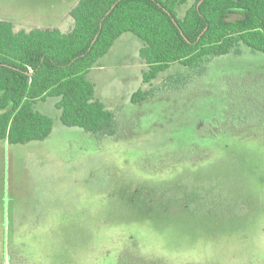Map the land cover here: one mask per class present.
<instances>
[{
    "label": "rangeland",
    "instance_id": "obj_1",
    "mask_svg": "<svg viewBox=\"0 0 264 264\" xmlns=\"http://www.w3.org/2000/svg\"><path fill=\"white\" fill-rule=\"evenodd\" d=\"M79 1L0 0V20L69 33ZM143 46L122 35L88 74L115 136L63 125L48 98L47 139L0 141V264H264V54L145 84Z\"/></svg>",
    "mask_w": 264,
    "mask_h": 264
},
{
    "label": "trees",
    "instance_id": "obj_2",
    "mask_svg": "<svg viewBox=\"0 0 264 264\" xmlns=\"http://www.w3.org/2000/svg\"><path fill=\"white\" fill-rule=\"evenodd\" d=\"M80 0L70 16L73 29L16 31L0 20V141L10 145L43 141L53 119L36 104L58 99L61 122L96 137L115 136L116 115L96 99L88 74L116 41L132 33L143 41L141 58L150 84L172 65L187 68L212 58L241 54V46L264 54V0ZM153 96L142 89V103Z\"/></svg>",
    "mask_w": 264,
    "mask_h": 264
},
{
    "label": "crops",
    "instance_id": "obj_3",
    "mask_svg": "<svg viewBox=\"0 0 264 264\" xmlns=\"http://www.w3.org/2000/svg\"><path fill=\"white\" fill-rule=\"evenodd\" d=\"M66 1V0H65ZM3 142H5V143H7V144H9L7 141H3ZM10 145V144H9Z\"/></svg>",
    "mask_w": 264,
    "mask_h": 264
}]
</instances>
